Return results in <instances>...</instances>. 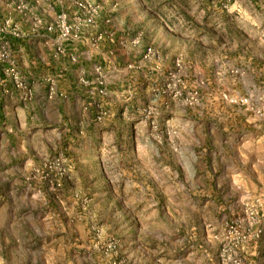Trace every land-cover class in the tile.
Segmentation results:
<instances>
[{
  "label": "rangeland",
  "instance_id": "374dc122",
  "mask_svg": "<svg viewBox=\"0 0 264 264\" xmlns=\"http://www.w3.org/2000/svg\"><path fill=\"white\" fill-rule=\"evenodd\" d=\"M0 264H264V0H0Z\"/></svg>",
  "mask_w": 264,
  "mask_h": 264
},
{
  "label": "built area",
  "instance_id": "2783aa9c",
  "mask_svg": "<svg viewBox=\"0 0 264 264\" xmlns=\"http://www.w3.org/2000/svg\"><path fill=\"white\" fill-rule=\"evenodd\" d=\"M76 5H77V7L84 8V5H83V3H82V2H77V3H76Z\"/></svg>",
  "mask_w": 264,
  "mask_h": 264
}]
</instances>
